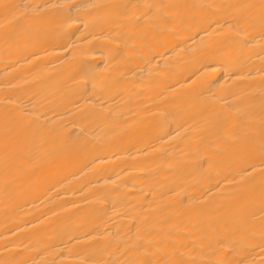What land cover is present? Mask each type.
<instances>
[{
  "label": "bare ground",
  "instance_id": "6f19581e",
  "mask_svg": "<svg viewBox=\"0 0 264 264\" xmlns=\"http://www.w3.org/2000/svg\"><path fill=\"white\" fill-rule=\"evenodd\" d=\"M0 264H264V0H0Z\"/></svg>",
  "mask_w": 264,
  "mask_h": 264
}]
</instances>
